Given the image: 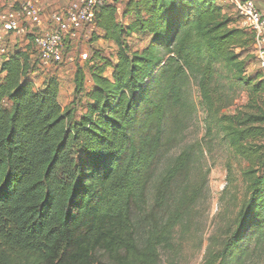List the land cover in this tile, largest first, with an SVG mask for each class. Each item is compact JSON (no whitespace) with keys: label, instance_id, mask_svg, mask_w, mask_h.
Returning a JSON list of instances; mask_svg holds the SVG:
<instances>
[{"label":"trees","instance_id":"trees-1","mask_svg":"<svg viewBox=\"0 0 264 264\" xmlns=\"http://www.w3.org/2000/svg\"><path fill=\"white\" fill-rule=\"evenodd\" d=\"M117 1L93 24L116 54L94 52L77 68L66 112L57 77L36 87L42 63L32 45L0 57V264H159L199 198L186 190L178 203L174 191L194 162L192 148L152 195L160 156L192 114L191 83L208 136L215 127L248 163L249 196L203 264H245L250 245L264 244V73L245 78L254 35L217 0ZM134 38L144 46L131 45ZM217 65L248 89L247 111L223 112Z\"/></svg>","mask_w":264,"mask_h":264},{"label":"rangeland","instance_id":"rangeland-1","mask_svg":"<svg viewBox=\"0 0 264 264\" xmlns=\"http://www.w3.org/2000/svg\"><path fill=\"white\" fill-rule=\"evenodd\" d=\"M44 1L48 0H41V3ZM53 1L55 4L67 6L74 0ZM126 1L118 0L117 4L121 8ZM8 4L7 0H0V8H5L4 6ZM225 8L229 14L237 18L231 4H225ZM50 15H46L47 19ZM100 35L94 25L85 27L77 40L67 43L63 64L50 68L42 67L36 72V76H32L36 87L42 86L44 80L51 76L58 78L61 85L59 102L64 112L74 101V74L79 66H87L85 62H80V55L87 54L89 59L94 52L112 58L116 54V45L105 41ZM144 40L145 38L140 40L134 38L129 42L134 47H143ZM6 46L10 53L16 49H26V43H22L21 39L7 40ZM69 58H73L75 62H69ZM217 71L218 91L226 93L228 97L229 107L223 112L234 115L240 111H247V106L251 102L248 89L240 83L236 84L226 67L217 65ZM258 71L253 48L252 55L245 65V78H255ZM90 87L88 80L86 88L90 89ZM187 95L193 107L192 114L184 121L182 130L177 135L176 145L165 150L160 156L152 195L163 173L176 157L185 149L192 148L196 153L194 162L188 175L176 182L174 191L177 202L186 190H198L199 198L174 233V249L160 251L159 264H203L209 252H217L221 249L228 229L234 227L238 212L249 196V184L244 177L248 163L236 156L215 127H213V135L208 136L207 114L196 83L190 84ZM258 105L264 108V96L259 97ZM255 245V243L250 245L251 256L247 258L245 264H264V244L259 248Z\"/></svg>","mask_w":264,"mask_h":264},{"label":"built area","instance_id":"built-area-1","mask_svg":"<svg viewBox=\"0 0 264 264\" xmlns=\"http://www.w3.org/2000/svg\"><path fill=\"white\" fill-rule=\"evenodd\" d=\"M0 8V57H9L7 40L32 45L43 68L59 66L65 62L67 41L77 40L85 27L93 25L97 12L116 0H74L66 8L53 12L47 19L41 0H7ZM233 6L241 27L254 35L255 59L264 73V13L253 0H228ZM26 47V46H25ZM69 62H75L73 58ZM88 60L80 55V62Z\"/></svg>","mask_w":264,"mask_h":264},{"label":"crops","instance_id":"crops-1","mask_svg":"<svg viewBox=\"0 0 264 264\" xmlns=\"http://www.w3.org/2000/svg\"><path fill=\"white\" fill-rule=\"evenodd\" d=\"M255 5L257 6V8L264 13V0H253ZM229 3L228 0H217V4L222 6L225 10V12L229 13L226 8H225V4ZM43 10L45 11V15L49 16L50 14H48L49 12L53 13L59 10H62L64 8H66V5H61V4H55L54 1H44L43 3ZM230 4V3H229ZM231 15V14H230ZM47 18V17H46ZM238 25H240V21H238ZM241 26V25H240ZM27 46V45H26ZM24 48V47H23ZM5 74H1L0 78H3ZM43 84V83H42ZM61 86V85H60Z\"/></svg>","mask_w":264,"mask_h":264}]
</instances>
